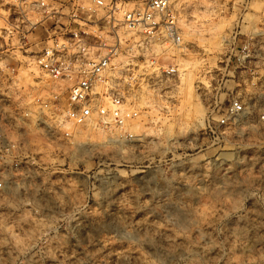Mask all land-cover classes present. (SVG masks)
Returning <instances> with one entry per match:
<instances>
[{
  "label": "rangeland",
  "instance_id": "rangeland-1",
  "mask_svg": "<svg viewBox=\"0 0 264 264\" xmlns=\"http://www.w3.org/2000/svg\"><path fill=\"white\" fill-rule=\"evenodd\" d=\"M177 2L181 72L142 85L151 103L135 140L22 130L30 171L0 189V264H264V0ZM10 6L0 1V92L12 81L16 93L38 71L29 43L6 33ZM236 96L245 111L223 125Z\"/></svg>",
  "mask_w": 264,
  "mask_h": 264
},
{
  "label": "built area",
  "instance_id": "built-area-1",
  "mask_svg": "<svg viewBox=\"0 0 264 264\" xmlns=\"http://www.w3.org/2000/svg\"><path fill=\"white\" fill-rule=\"evenodd\" d=\"M0 1L12 3L7 35L29 43L38 71L16 93L12 81L1 87L0 189L22 186L29 176L31 158L20 138L27 126L66 140L81 128L113 127L133 141L131 126L151 103L144 101L142 85L153 87L181 72L175 53L185 42L177 0ZM242 50L249 63L259 55L249 43ZM244 111V100L233 97L220 123ZM259 118L264 121V95Z\"/></svg>",
  "mask_w": 264,
  "mask_h": 264
},
{
  "label": "bare ground",
  "instance_id": "bare-ground-1",
  "mask_svg": "<svg viewBox=\"0 0 264 264\" xmlns=\"http://www.w3.org/2000/svg\"><path fill=\"white\" fill-rule=\"evenodd\" d=\"M183 34H184V33H183ZM183 37H184V36H183ZM30 78H31V77H30ZM31 82H32V81H31ZM133 127H134V124L131 126V128L133 129ZM86 128H87V127H86ZM89 128L91 129L90 126H89ZM92 129H93V127H92ZM79 130H80V137H86V136H87V137H88V136H89V137H93V136H92V133H87V134H85L86 132L84 133L83 128H81V129H79ZM91 132H92V131H91ZM139 138H140V137H139ZM114 218L116 219L117 217H114ZM116 220H117V219H116ZM121 229H123V228H121ZM138 237H139V236H138Z\"/></svg>",
  "mask_w": 264,
  "mask_h": 264
}]
</instances>
